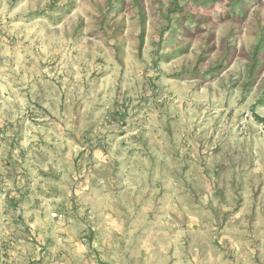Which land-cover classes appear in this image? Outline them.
Returning <instances> with one entry per match:
<instances>
[{
    "label": "rangeland",
    "instance_id": "rangeland-1",
    "mask_svg": "<svg viewBox=\"0 0 264 264\" xmlns=\"http://www.w3.org/2000/svg\"><path fill=\"white\" fill-rule=\"evenodd\" d=\"M256 115L264 0H0V264H264Z\"/></svg>",
    "mask_w": 264,
    "mask_h": 264
},
{
    "label": "trees",
    "instance_id": "trees-1",
    "mask_svg": "<svg viewBox=\"0 0 264 264\" xmlns=\"http://www.w3.org/2000/svg\"><path fill=\"white\" fill-rule=\"evenodd\" d=\"M222 68V66H220L218 69ZM256 119H258L260 122L264 123V118L256 115Z\"/></svg>",
    "mask_w": 264,
    "mask_h": 264
}]
</instances>
